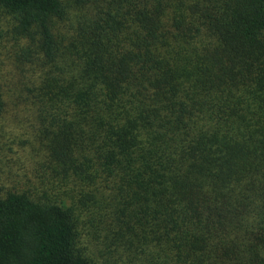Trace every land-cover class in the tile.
I'll return each mask as SVG.
<instances>
[{
	"label": "trees",
	"instance_id": "1",
	"mask_svg": "<svg viewBox=\"0 0 264 264\" xmlns=\"http://www.w3.org/2000/svg\"><path fill=\"white\" fill-rule=\"evenodd\" d=\"M0 13V264H264V0Z\"/></svg>",
	"mask_w": 264,
	"mask_h": 264
},
{
	"label": "rangeland",
	"instance_id": "2",
	"mask_svg": "<svg viewBox=\"0 0 264 264\" xmlns=\"http://www.w3.org/2000/svg\"><path fill=\"white\" fill-rule=\"evenodd\" d=\"M16 22L13 17L6 13H0V69L3 78L9 80L19 71L20 53L25 40L22 39L14 30ZM7 125L10 128L11 125L7 121ZM9 129L6 128V131ZM16 133H20L18 128L14 130ZM7 137L2 139L3 142L7 141ZM10 157V155H9Z\"/></svg>",
	"mask_w": 264,
	"mask_h": 264
}]
</instances>
